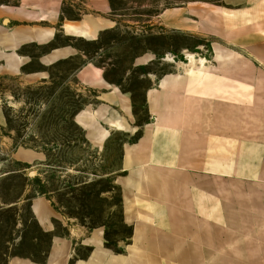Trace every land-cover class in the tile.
<instances>
[{"label": "crops", "instance_id": "obj_1", "mask_svg": "<svg viewBox=\"0 0 264 264\" xmlns=\"http://www.w3.org/2000/svg\"><path fill=\"white\" fill-rule=\"evenodd\" d=\"M76 1L81 11L75 20L63 18L67 0H18L17 6H0V21L8 26L0 33V42L13 52L5 65L9 72L20 74L28 62L16 54L23 45H47L58 34L97 41L103 32L116 29L109 0ZM151 25L165 35L207 38L230 46L231 55L216 49L214 61L223 65L231 60L232 75H209L205 61L201 65L200 58L191 55L192 64L190 55L183 54L189 65L184 75L154 80L144 93L150 122L132 129L131 133L140 130V137L122 147L123 176L117 183L122 222L131 227L124 253L105 249L101 230L85 235L83 229L72 227L68 237L51 238L45 264H69L75 236L81 237L80 246L92 251L74 264H93L98 254L104 263L123 259L137 264H264V0H189L163 10ZM78 55L77 49L60 46L38 62L48 67ZM153 59L137 57L143 65ZM241 70L247 75L240 76ZM46 74L25 77L45 80ZM72 77L84 90L96 93L97 103L82 112L87 113L88 128L78 122L80 113L74 123L100 151L121 129L117 125L128 126L132 95L108 83L104 69L89 62ZM224 85H232L231 114L225 119L220 114L216 124L209 125L206 109L210 101L224 99ZM241 101H248V109H240ZM24 156L43 161L39 153H15L18 160ZM29 211L41 232L54 231L52 222L58 214L48 198H33ZM15 219L11 230L15 237L4 242L7 252L23 232L21 219ZM7 252L2 254L4 264H38Z\"/></svg>", "mask_w": 264, "mask_h": 264}, {"label": "rangeland", "instance_id": "obj_2", "mask_svg": "<svg viewBox=\"0 0 264 264\" xmlns=\"http://www.w3.org/2000/svg\"><path fill=\"white\" fill-rule=\"evenodd\" d=\"M109 1L111 17L117 21L116 29L103 32L98 43L58 34L47 45H23L16 54L28 62L18 75L6 69L9 54L13 52L0 42V264H4L2 254L5 246L2 242L15 237L11 231L15 218L21 219L26 240L21 245L17 243L7 254L24 256L33 263L45 264L50 237H68L72 227L83 229L85 235L101 230L104 248L114 254L124 253L122 247L129 243L131 227L122 222L121 191L117 182L123 176L120 173L122 147L140 137V130L131 133L132 129L150 122L145 90L157 78L171 74L184 75L189 65L183 54L193 55L195 60L204 59L209 75H232L231 60L223 65L214 61L216 49L231 55L227 51L230 46L207 38L176 33L165 35L160 27L151 25V21L163 10L179 7L189 0ZM17 4L18 0H0V6L12 7ZM80 11L78 1L67 0L63 6V18L75 20ZM7 27L0 21L1 34L5 33ZM65 45L76 46L83 53L77 50L80 56L65 64L54 63L48 67L39 64L42 55ZM143 56H153L155 59L143 65L140 63L142 61L137 60V57ZM169 57L171 60H166ZM84 61L104 68L108 82L113 83L111 85L132 95V114L128 126L117 125L121 129L114 131L106 147L100 151L89 145L85 132L74 123L75 116L81 114L86 106L97 103L94 98L96 93L84 90L70 75ZM41 71L48 73L47 79L34 81L25 77ZM242 73L241 70L240 76L247 75L246 71ZM224 88L223 100L209 99L210 104L206 109L208 117L205 119L209 125L216 124L218 115L222 114L225 119L226 115L231 114L233 105L228 94L232 92V85H224ZM240 109H248V101H241ZM17 150L39 153L43 155V161H32L26 156L18 160L15 157ZM25 159L29 163L23 161ZM31 171H35L36 175L29 177ZM36 190L47 194L58 214V219L52 222L54 231L47 236L39 233L24 202ZM21 193L22 202L9 208ZM80 241L81 237H73L69 264L87 259L92 251L91 247L80 246ZM174 263L198 264L171 262Z\"/></svg>", "mask_w": 264, "mask_h": 264}, {"label": "trees", "instance_id": "obj_3", "mask_svg": "<svg viewBox=\"0 0 264 264\" xmlns=\"http://www.w3.org/2000/svg\"><path fill=\"white\" fill-rule=\"evenodd\" d=\"M109 3H110V1H109ZM110 6H111V4H110ZM112 9V8H111ZM56 38V37H55ZM70 38H72V37H70ZM102 38V35H100V37H99V39L97 40L98 42L100 41V39ZM73 39H75V38H73ZM78 39H80V38H78ZM81 40H83V39H81ZM83 41H85V40H83ZM97 41H86V42H91V43H94V42H97ZM97 42V43H98ZM65 46H70V45H65ZM73 47H75L78 51H80L81 53H83V50H81V49H79L78 47H76V46H73ZM78 56H80V55H78ZM74 58V57H73ZM72 58H70V59H66V60H61V61H58L56 64H65V63H67L68 61H70ZM85 63H88V61H84V62H82L80 65H78V66H76L73 70H72V72H71V76L82 66V65H84ZM90 63V62H89ZM100 68H102L101 66H100ZM104 69V68H103ZM104 79L108 82V80H107V77H106V72H105V70H104ZM109 83V82H108ZM110 84H113V83H110ZM118 87H120L119 85H118ZM123 92H125V91H123ZM130 92V91H129ZM132 93V92H131ZM75 116V115H74ZM19 170H17V172H18ZM25 180H26V182L28 181V179H27V177L26 176H24L23 177ZM29 183V182H28ZM27 183V184H28ZM26 184V185H27ZM23 196V193H21V195H19V196H17V197H15V199L12 201V203L13 204H15V203H19L20 201H21V197ZM36 196H47V194L46 193H44V192H42V191H40V190H36V191H34V193L32 194V195H30L29 197H27L26 199H24V202H26L27 203V209H28V212H29V214H30V211H29V204H30V201L33 199V198H35ZM47 198V197H46ZM30 216H31V220H33L34 221V219H33V217H32V215L30 214ZM15 222V221H14ZM35 222V221H34ZM35 224L37 225V223L35 222ZM37 227H38V225H37ZM38 230H39V233L42 235V236H47L48 234H50V233H43V232H41V230L39 229V227H38ZM53 236H51L50 237V239H49V245H50V241H51V238H52ZM10 240V239H9ZM8 240V241H9ZM25 240H26V236H25V234H23V232H22V236H21V240L19 241V243H18V245H21V244H23L24 242H25ZM5 242V241H4ZM4 242H2V244L4 245ZM107 243V241H105V244ZM5 246V245H4ZM50 247V246H49ZM6 248V247H5ZM13 249V248H12ZM5 252H7V250H5ZM10 256H13V257H15V256H18V257H24V256H20V255H17V254H11ZM46 259H47V257H46Z\"/></svg>", "mask_w": 264, "mask_h": 264}, {"label": "bare ground", "instance_id": "obj_4", "mask_svg": "<svg viewBox=\"0 0 264 264\" xmlns=\"http://www.w3.org/2000/svg\"><path fill=\"white\" fill-rule=\"evenodd\" d=\"M188 58L190 59V62H192L193 63V59H192V56L190 55V56H188ZM45 60V59H44ZM9 61V60H8ZM7 61V62H8ZM204 62V60L203 59H199V63L200 64H202ZM14 63V62H13ZM10 68V67H9ZM9 70V69H8ZM10 71V70H9ZM189 74V73H188ZM77 120H78V122L82 125V126H84V127H86V128H88V117H87V113L86 114H79L78 115V117H77ZM105 132V131H104ZM103 133V132H102ZM106 134H107V132H105V133H103L102 134V138H104L105 136H106ZM102 256L101 255H97L96 256V261L93 263V264H137V262L134 260V261H130V260H121L122 262H120V261H117L118 263H114V262H112V261H110V262H103L102 261Z\"/></svg>", "mask_w": 264, "mask_h": 264}, {"label": "water", "instance_id": "obj_5", "mask_svg": "<svg viewBox=\"0 0 264 264\" xmlns=\"http://www.w3.org/2000/svg\"><path fill=\"white\" fill-rule=\"evenodd\" d=\"M4 22H6V21H4ZM35 175H36V172L35 171H31V172L28 173V176L29 177H33Z\"/></svg>", "mask_w": 264, "mask_h": 264}]
</instances>
